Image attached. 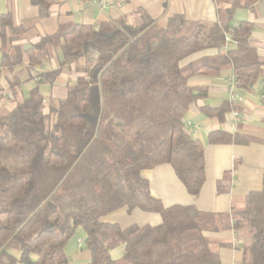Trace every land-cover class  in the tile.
<instances>
[{
  "label": "trees",
  "instance_id": "1",
  "mask_svg": "<svg viewBox=\"0 0 264 264\" xmlns=\"http://www.w3.org/2000/svg\"><path fill=\"white\" fill-rule=\"evenodd\" d=\"M257 1L216 0L228 5L218 23L174 15L166 29L137 9L98 28L76 24L26 51L36 67L59 43L63 60L14 107L0 97V264H69L65 247L79 228L87 235L88 264H118L109 256L118 246L125 247L122 264H221L218 248L229 245L204 235L199 210L165 208L142 173L171 165L188 192L200 195L204 145L187 132L184 117L205 93L190 81L230 67L242 89L255 84L264 61L250 44L252 24L235 28L234 49L221 48L236 11ZM31 2L41 18L51 13L53 0ZM22 34L11 15L0 16L2 66L22 63L20 51L10 56ZM209 51L216 52L186 63ZM75 64L84 76L65 100L46 103L40 86L53 85L62 67ZM228 111L227 104L205 110L220 120ZM211 142L252 139L212 133ZM125 208L160 213L162 224L123 229L101 221ZM232 229L249 235L242 264H264V175L263 189L247 196Z\"/></svg>",
  "mask_w": 264,
  "mask_h": 264
},
{
  "label": "crops",
  "instance_id": "2",
  "mask_svg": "<svg viewBox=\"0 0 264 264\" xmlns=\"http://www.w3.org/2000/svg\"><path fill=\"white\" fill-rule=\"evenodd\" d=\"M32 0H0V16L9 14L13 25L23 29V34L13 43L10 56L18 51L23 54L22 63L15 67L2 66L0 51V97H5L8 108L15 106L16 101L24 100L30 91L37 86L44 73L59 70L63 56L60 44L51 46L41 65L32 67L26 51L45 37L63 35L76 24L98 28L102 24L117 21L120 17L137 9L145 10L148 15L163 29L168 26L174 15H183L187 20L207 23H218L219 9L228 5L216 0H53L51 13L41 18L39 8ZM250 23L253 31L250 44L256 48L264 61V0L257 1L253 8L244 6L238 9L232 22V29L242 23ZM1 47V41H0ZM235 43L222 52L234 49ZM209 51L198 54L186 63L196 61ZM98 53H92L89 59L94 62ZM84 61L81 65H84ZM185 63V64H186ZM79 65L62 67V72L53 85L42 84L41 93L46 103L51 100H65L68 92L77 85L83 73L78 72ZM232 73L231 68L224 69L218 76H195L190 85L201 87L205 96L192 104L184 123L187 132L204 145L206 181L198 197L192 196L178 178L171 165H162L142 173L149 182L152 196L161 201L165 208L173 206L196 207L201 214V226L204 235L218 243L229 246L218 248L221 264H242L244 247L249 243V235L232 229L235 213L245 208V201L252 192L263 189L264 175V67L263 73L249 89L240 90L244 103H229L226 90V77ZM227 104L229 111L223 120L206 114V109H218ZM239 113V120L233 112ZM212 133H224L232 137L242 135L252 139L250 144L210 143ZM220 138V137H217ZM221 190V192H220ZM102 222L119 224L123 229L138 226L157 227L162 224V216L139 209L128 212L119 210L101 219ZM79 240L85 241L82 246ZM65 252L69 264H88L91 253L87 249V235L79 228L72 240L67 243ZM112 260L123 263L125 247L118 246L110 251Z\"/></svg>",
  "mask_w": 264,
  "mask_h": 264
},
{
  "label": "built area",
  "instance_id": "3",
  "mask_svg": "<svg viewBox=\"0 0 264 264\" xmlns=\"http://www.w3.org/2000/svg\"><path fill=\"white\" fill-rule=\"evenodd\" d=\"M234 32H235V29H230L226 33V43H225L223 49L227 50L226 48H228V46L233 43ZM225 82H226V90H227V94H228L229 103H231L233 105L243 104L245 99H244V96L240 94V90L242 87H241L240 82L237 80L233 71L230 75H227ZM233 115H234V118L236 120H239L240 116H239V113L237 111H234ZM185 125L190 126V123H186ZM84 242L85 241H83V240H79V245L82 246L84 244Z\"/></svg>",
  "mask_w": 264,
  "mask_h": 264
}]
</instances>
